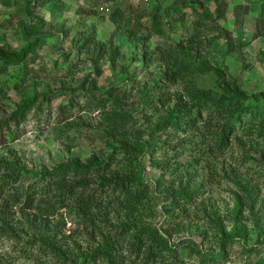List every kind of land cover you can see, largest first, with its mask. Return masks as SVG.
Listing matches in <instances>:
<instances>
[{"label": "trees", "instance_id": "trees-1", "mask_svg": "<svg viewBox=\"0 0 264 264\" xmlns=\"http://www.w3.org/2000/svg\"><path fill=\"white\" fill-rule=\"evenodd\" d=\"M253 1L258 4V12L252 40H257L264 38V0L237 3L233 10L232 30L225 26L228 0H176L175 9L189 8L194 16L193 35L167 46H157L154 50L145 43L152 34L150 32L143 36L147 32L144 21L149 18L151 30L162 34V19L169 16L156 6L150 12L146 9L141 13L133 12L132 21V13L127 14L121 5H117L109 17L116 30L108 41H100L92 33L81 37L79 52L90 57L95 75L87 88L88 79L80 87L85 89L82 93L87 96L82 102L91 106L85 110L106 111L102 115L105 129L98 131L109 151L101 149L93 152L85 161H66L51 170L28 169L19 161L0 159V196L11 193L18 202L24 198V207L31 208L41 205L37 200L39 197L53 199L55 204L74 202L77 215L86 223L84 228L93 247L87 252L79 248L76 255H70L48 237L40 238L62 263H182L178 246L171 243L160 228L149 224L148 219L154 214L147 204L155 190L143 175L144 160L149 156L152 164L166 175L170 172L171 163L160 157L159 153L164 148H170L173 140L183 134L184 137L180 138L182 145L200 144L203 156L197 158L199 161L196 159L194 164L205 161L212 181L219 174L217 161L233 147L237 139L264 137V89L250 92L242 79L229 78L231 61L240 64L242 71L249 65L243 54L251 41L239 37L238 33L243 30L247 16L252 12ZM51 2L54 0H34L33 6L45 7ZM208 6H213L212 13L207 11ZM80 11L82 15L94 14L85 8ZM62 31L66 37L65 26ZM21 33L25 45L19 51L0 46V73L7 72L12 66H27L34 62L37 48L49 36L30 34L25 30ZM119 33L142 43L141 60L145 70H149L152 64H157L161 69L151 74L146 83L134 85L141 95L130 101V106L124 110L120 108L124 92L116 93L118 86H111L103 92L98 85V78L104 74L102 61L107 59L112 67L118 66L120 46L115 45L114 38ZM218 40H223L224 47L214 51L213 43ZM215 52L222 58L221 64H214L210 60ZM258 59L264 62V49L260 50ZM206 75L214 77V84L210 87L202 82ZM131 80L132 77L125 79L126 82ZM69 92L65 93L68 101L59 106L63 119L72 116L82 105L78 97L68 96ZM61 94L37 92L33 96H22L20 103L2 107L7 116L0 120V127L18 129L35 105L41 111L52 95ZM116 97L121 102L120 106L114 101ZM128 120L132 121L129 127L124 125ZM142 124L148 130V138L136 134ZM260 156L264 164V149ZM191 170H187L186 182L181 181L177 186L166 183L167 190L163 192L171 210L177 212V217L192 212L198 205L200 193L194 185L195 175L191 174ZM221 170L236 188V208L232 218L237 227L234 233H230L225 221L215 211L209 213L204 210L210 230L217 231L219 235V245L208 251L192 248L198 264H224L228 245L235 242L237 237L246 238L248 235L243 221L250 220L262 228L256 187L244 181L236 168L222 165ZM9 207L11 201L2 200L0 210ZM173 222H177V219L173 218ZM176 224V232H181L182 223ZM130 233H134L133 239L127 240ZM260 235L264 236L263 229Z\"/></svg>", "mask_w": 264, "mask_h": 264}, {"label": "rangeland", "instance_id": "rangeland-1", "mask_svg": "<svg viewBox=\"0 0 264 264\" xmlns=\"http://www.w3.org/2000/svg\"><path fill=\"white\" fill-rule=\"evenodd\" d=\"M243 1L245 0H228L226 28H234V6ZM175 2L176 0H54L45 7L36 8L33 6L34 0H0V46L19 51L25 45L22 30L30 34L49 35L48 40L37 48L34 62L27 66H12L7 72L0 73V120L7 116L2 107L20 103L24 95L62 92L59 96L52 95L41 111L35 105L18 129L0 127V142H3L0 144V159L19 161L28 169L51 170L66 161H85L93 152L101 149L109 151L98 131L105 129L102 115L106 111L85 110L91 106L82 102L87 96L82 93L85 89L80 87L88 79L87 88L95 75L90 57L79 52L81 37L92 33L98 40L108 41L116 30V25L109 17L117 5H121L127 14L132 13V21L133 12L141 13L144 9L150 12L156 8L169 13V16L162 19V34L151 30L149 18L144 21L147 32L143 36L146 37L150 32L152 34V37L145 40L151 50L157 46L186 40L193 35L195 19L189 8L175 9ZM251 6L252 12L247 16L243 30L238 33L239 37H246L251 41L243 54L249 65L242 71L240 64L231 61L229 78L242 79L248 91L254 92L264 89V62L258 59L260 50L264 49V38L252 40L258 4L253 1ZM82 8L91 10L94 14L82 15ZM207 11L212 13L213 6H208ZM63 26L68 33L66 37L62 31ZM114 43L120 46L118 66L112 67L107 59L102 61L104 74L98 78V85L103 92L111 86H118L116 93L124 92L123 102L121 105L117 97L114 101L124 110L130 106V101L141 95L139 88L134 85L146 83L151 74H156L161 69L157 64H152L149 70L143 68L142 43L130 40L128 35L117 34ZM223 43V40L214 42L213 50H222ZM210 60L214 64L222 63L217 52L210 56ZM127 77H132L131 82L125 81ZM202 82L210 87L214 84V77L206 75ZM67 92L68 96L78 97L82 105L72 116L63 119L59 114V106L68 101L69 98L65 95ZM131 124L132 121L129 120L124 123L127 127ZM136 134L138 137L148 138V130L143 124ZM178 136L170 148H164L159 153L160 157L170 161L169 173L163 174L162 170L152 164L149 156L144 160L143 175L155 190L147 204V208L154 214L148 219L149 224L160 228L171 243L178 246L183 259L181 264H198L192 248L208 251L219 245V235L217 231L210 230L204 210L209 213L215 211L225 221L230 233H234L237 227L232 218L236 208V188L231 180L225 178L221 167L225 165L227 168H236L244 181L256 187L262 228H258L250 220L243 221L248 228V235L246 238L237 237L235 242L228 245L224 264H264V236L260 235L261 229L264 230V164L260 156L264 149V137L237 139L233 147L217 161L219 174L211 181L207 163L200 161L199 165L194 164L197 158L203 156L200 144L182 145L180 138L184 135ZM188 168L195 175L193 181L199 189L200 197L196 209L177 217V212L171 210L169 200L163 192L167 190L166 183L177 186L181 181L186 182ZM0 199V203L7 199L11 201V207L0 210V264H64L40 240L43 237L55 241L70 255H76L79 248L82 252H87L93 247L84 228L86 223L77 215L73 201L55 204L53 199L39 197L37 200H40L41 205L31 208L24 207V198L18 202L11 193L0 196ZM173 218L177 222H173ZM178 222L182 223L181 232L175 230ZM133 236L134 233H130L127 240H132Z\"/></svg>", "mask_w": 264, "mask_h": 264}]
</instances>
